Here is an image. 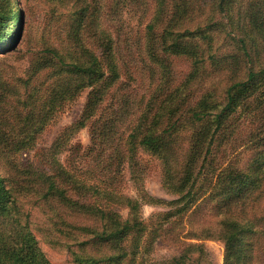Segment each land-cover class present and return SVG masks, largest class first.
Instances as JSON below:
<instances>
[{
    "label": "rangeland",
    "instance_id": "rangeland-1",
    "mask_svg": "<svg viewBox=\"0 0 264 264\" xmlns=\"http://www.w3.org/2000/svg\"><path fill=\"white\" fill-rule=\"evenodd\" d=\"M12 1L14 8H21L23 21L16 28L17 32L20 28L17 39L15 36L14 42L0 50V174L8 186L12 184L15 188L13 204L7 203L13 215L5 219L12 224L7 226V233L13 235V240L18 241L23 236L31 238L47 264L91 261L93 264H264V177L257 185L252 182L249 189H244L247 183L244 181L238 187L240 192L245 191L241 196L235 194L233 186L234 177L245 169L255 167L258 172H264V127L259 120L243 116L235 128H223L219 135L231 131L234 134L227 144H216L206 169L198 172L199 160L191 176L181 177L183 193L169 187L163 160L144 145H135L134 158H131L127 140H133L129 135L135 117L142 111L147 121L154 118L147 108L151 103L147 102L155 95H152L155 89L158 95L163 94L158 87L155 66L148 61L140 62L132 45L134 33L138 38L148 31L153 0H147L144 11L139 0L127 1L122 17H126L128 29L134 33L122 36V24L119 37L116 32L121 78L105 90L101 112L92 119L85 118L84 113L92 86L83 87L76 94L69 93L66 96H71L67 98L58 93L63 97L58 106L56 102H46L56 94L49 75L51 68L43 70L35 79L37 87L41 84L45 87L34 92L35 104L30 108V104L24 105L27 89L21 88L20 78L28 77L32 63L46 58L49 61L50 56L38 51L43 41L46 48L53 37L50 31L54 29L49 28L53 5L49 0ZM115 1L119 0H107L109 5ZM238 9L236 5L230 10L233 14L223 19L228 28L226 34L212 39L195 31L176 38L178 43L189 47V52L185 57H171L174 74L170 77L174 85H179L192 69L196 53L192 55L191 49L208 58L207 67L228 52L229 45H237L232 37H240L242 22ZM108 24L118 29L117 20L109 18ZM159 31L162 32V26L157 28L156 32ZM208 43H211L210 48ZM242 77L243 74L236 76ZM99 83L95 90L103 86ZM195 95L191 93L181 105V110L185 111L183 131L179 127L169 134L171 143L181 149L189 148L192 139H197L196 130L188 120L192 109H201L193 102ZM126 99H129L127 103ZM48 106L54 109L50 111ZM122 106V120L117 121L118 114L114 113ZM130 107L134 109L127 110ZM109 112V119L113 121L111 133L117 137L116 150L121 149L112 159H107V152L99 156L101 149L96 144H102V132L110 129L102 124L106 123ZM27 114H31V119ZM43 118L48 119L43 121ZM83 119L85 126L78 124ZM207 120L196 125L202 133L201 144L209 140L215 127ZM22 122L25 126H21ZM157 136L162 140L161 134ZM140 137L142 139V135ZM20 139H24V145L19 143ZM57 144H60L59 152ZM157 144L165 148L163 141ZM194 146H199L197 141ZM212 161L216 172L208 168ZM53 175L58 177L61 196L56 190L51 192L54 194L47 193L49 178ZM195 181L197 184L193 187ZM189 190L190 194L181 198ZM128 199L136 201L138 206L132 209L133 202ZM100 209L104 211V219L100 217ZM181 209L186 210L181 212ZM133 220L143 223L127 236L114 240L98 236L105 224L108 236L112 230H117L118 224L123 226ZM239 230L240 241L226 243V238Z\"/></svg>",
    "mask_w": 264,
    "mask_h": 264
},
{
    "label": "trees",
    "instance_id": "trees-1",
    "mask_svg": "<svg viewBox=\"0 0 264 264\" xmlns=\"http://www.w3.org/2000/svg\"><path fill=\"white\" fill-rule=\"evenodd\" d=\"M127 1L119 0L115 1L113 5H109L107 0H49L53 5L50 14L52 23L49 27L50 30L54 29V31H50V36L53 35V37L48 38L50 43L46 48H44L45 41H43V47L38 52L50 57L49 61L46 58L37 64L32 63L33 67L29 69L28 77L20 78L21 88L25 91L27 89V98L23 100L24 105L30 104L28 107L30 108L31 104L32 106L35 104L34 92L45 88L43 84L37 87L35 79L43 70L51 68L49 75L55 84L56 94L46 102H56L58 106L63 99L62 96L67 98L71 96H66L69 93L76 94L83 87L92 86L93 91L84 112L85 118L92 119L99 116L101 98L103 102L105 90L121 78L118 68L116 32L119 37L122 24L124 26L122 36L134 33L133 30L129 31V24L125 21L126 17H122L126 12ZM139 2L144 11L148 1L139 0ZM153 2L151 19L148 25H145L148 31L146 35L138 38L134 33L132 45L135 47V55L140 59V62L148 61L149 64L151 62L155 66L158 87L163 94L158 95L157 89L153 91L152 95L154 93L155 95L151 96V100L147 102L151 103L147 108L151 110L150 114L154 118L147 121L142 111H139L129 135V138L131 137L133 140H127V142L132 154L131 158H134L135 145L141 144L162 159L165 165L166 180L170 183L169 187L174 192L183 193L180 187L184 181H181V177L192 175V169L197 170L195 166L199 160L198 172L201 173L203 169H206L216 144H227L234 134L231 131L223 136L219 135L223 128H235L237 126L235 124L241 121L243 116H246L248 120H259L260 126L264 127V0H153ZM236 5L239 7V20L242 22L239 26L240 37L238 36L236 39H234L235 36L232 37L237 45H229L228 52L220 55L207 67L208 58L199 56L197 51L191 49L192 55L196 53L191 62L192 69L185 74L179 85H174V79L170 77V74H174L170 66L171 57L174 59L185 57L189 52V47L183 46L182 42L178 43L176 38L195 31L203 32L205 38L226 34L228 28L223 23V19L233 14L230 10ZM242 5L243 10L241 9ZM133 15L136 16V14ZM109 18L117 20L118 29L108 24ZM220 19L222 20L220 21ZM22 21L23 14L19 6L16 9L12 0H0V50L6 49L7 45L14 42L15 36L17 39L20 28L18 32L16 28L22 24ZM54 23L57 25L54 26ZM161 26L162 32H156L157 28ZM235 28L233 29L235 30ZM207 45L208 48L211 47V43ZM241 74H243L242 78H236ZM97 82L103 85L99 90H95ZM202 84L204 87L201 86ZM223 84L225 85L223 86ZM58 93L62 96H59ZM191 93L194 95L197 93L193 102L201 108L192 109L188 118L196 130L194 136L197 139H192L189 148L181 149L180 146H174L171 143L169 134L177 131L179 127L182 129L181 125L185 122L183 118L185 111L181 110V105L187 98H190ZM120 101H124V98ZM128 101L129 99H126V103ZM139 102H141L140 98ZM123 107L114 113L118 114L117 118L115 117L117 121L122 120L120 111ZM48 108L50 111L54 109L51 106ZM132 109L134 108H127V110ZM27 115L31 119V114ZM108 115L106 123L102 124L110 129L102 132V144H96L101 149L98 152L99 156L101 152H107V159H112L121 149L116 150L117 137L111 133V122L113 121L109 119L110 112ZM47 119L43 118L42 120L46 121ZM207 119H210L215 127L209 140L201 144L202 133L201 130L196 129V125L207 122ZM228 120H233L234 123H227ZM85 122L83 119L78 124L85 126ZM24 123L22 122L21 126H25ZM162 125L164 128L160 129ZM95 129L97 128L95 127ZM158 134H161L162 140H159ZM22 140L24 139H20L19 143L24 145ZM160 141L164 142L165 148L161 149L157 144ZM195 141H197L198 147L194 146ZM205 144H207L206 147ZM56 148L59 152L60 144H57ZM114 150L115 153H113ZM158 150H162V152L159 153ZM86 155L90 156V153ZM132 164L137 169L136 164ZM208 168H212L210 172H216L213 161ZM263 177L264 172H258L255 167L241 171L233 179L235 194L241 196L245 192H240L238 189L244 181H247L244 189H249L252 182L257 185L261 183ZM57 179L56 175L49 178L48 194H54L55 192H51L56 190L57 194L61 196L62 191L59 189L60 183ZM196 184L197 181L194 182L193 187ZM14 190L13 185L8 186L6 179L0 174V264H47L44 255L40 253L31 238L23 236L16 241L13 240V235L7 233V226H12V224L5 219L7 215H13L7 203L13 204ZM190 191H187L181 198H185L190 194ZM127 201L133 202L130 205L132 209L134 206H138V203L132 199ZM185 210L181 209V212ZM100 212L101 219H104V211L100 209ZM116 215L118 217V214ZM142 223L141 220L136 222L133 220L124 223L123 226L118 224L117 230L115 232L112 230L108 236H106L108 225L105 224L102 233L98 236L107 240L119 239L127 236L133 228ZM13 227L15 228V226ZM240 236L241 230L236 231L226 238V243H238ZM87 264H93V261Z\"/></svg>",
    "mask_w": 264,
    "mask_h": 264
}]
</instances>
